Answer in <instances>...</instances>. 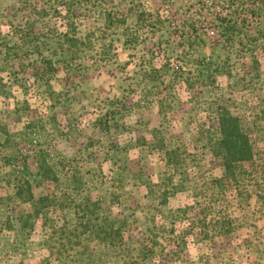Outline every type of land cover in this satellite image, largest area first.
<instances>
[{
	"label": "rangeland",
	"instance_id": "obj_1",
	"mask_svg": "<svg viewBox=\"0 0 264 264\" xmlns=\"http://www.w3.org/2000/svg\"><path fill=\"white\" fill-rule=\"evenodd\" d=\"M104 5L125 24L81 0H0V264H264V0ZM221 108L253 147L232 180L209 142ZM26 180L54 200L39 215ZM85 199L98 218L75 244Z\"/></svg>",
	"mask_w": 264,
	"mask_h": 264
},
{
	"label": "trees",
	"instance_id": "obj_2",
	"mask_svg": "<svg viewBox=\"0 0 264 264\" xmlns=\"http://www.w3.org/2000/svg\"><path fill=\"white\" fill-rule=\"evenodd\" d=\"M82 4H85L87 7L94 8L97 10L103 17L106 24H114L115 22H122L125 24L124 19L119 20L117 16L111 10H108L105 7V0H81ZM151 13L145 11L138 12V20L144 22L145 16H151ZM80 41L79 37L68 35L66 32H63V42H65L68 47L75 48L77 47L78 42ZM51 63V59H46ZM45 61V60H44ZM45 61V62H47ZM218 121V132L216 133V138H210V143L213 151H215L221 160V166L223 168V175L216 180L228 179L232 180L235 177V164L241 161L250 160L253 157V147L250 142V139L246 132L243 130L239 118L234 115L229 109L221 108L217 114ZM165 149L166 160L168 163L173 165L175 168H179L181 161L175 149H168L163 146ZM176 152V153H175ZM42 177L47 179H55L53 171L47 166L43 165L42 167ZM167 186H175L172 182V178H168ZM175 187H171L165 191V199L169 194H174ZM16 195L18 198L27 202L31 207V214L39 215L43 208L53 204L54 200L49 196H39L35 197L32 192L31 183L29 181H24L22 185H19L16 190ZM72 206L75 208L76 223L70 229L74 231L73 235L76 239L80 237V234L87 232L90 229V222L92 219L98 218L97 209L99 208L98 200L85 199L80 203H72ZM219 222V221H218ZM221 223V222H220ZM221 227L224 226V223H221ZM59 229L64 230V233H67L66 226L61 225ZM224 228V227H223ZM105 230V229H104ZM229 231V229H225ZM69 232V231H68ZM106 232V231H105ZM70 233V232H69ZM107 235H110V232L107 231ZM69 243H73V239H68Z\"/></svg>",
	"mask_w": 264,
	"mask_h": 264
}]
</instances>
